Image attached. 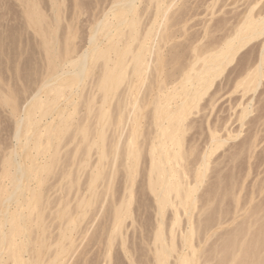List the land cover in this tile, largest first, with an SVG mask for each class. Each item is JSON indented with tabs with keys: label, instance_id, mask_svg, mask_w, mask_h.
Masks as SVG:
<instances>
[{
	"label": "bare ground",
	"instance_id": "bare-ground-1",
	"mask_svg": "<svg viewBox=\"0 0 264 264\" xmlns=\"http://www.w3.org/2000/svg\"><path fill=\"white\" fill-rule=\"evenodd\" d=\"M21 1L26 6L25 15L28 25L36 28L42 36L41 47L45 53L46 73L36 91L33 90L26 102L24 101L23 106L17 105L12 95L7 94L1 98L2 104L9 106L11 112L18 115V117H16L17 120L15 119V128L12 134L14 146L11 147L10 153L0 161L3 166L2 173H0V264H6L7 261H10L9 264H62V257L69 249V246H66L65 243L62 241L54 242V245L50 243L47 247L49 249L48 258L45 260L39 257L42 249L38 248L36 244L34 249L41 250L40 253L38 254L36 251L37 254L32 253L29 258H25V253H29L31 249L25 243L24 238L32 233L33 240L36 241L35 236L37 234H33L35 232L31 231L33 224L38 225L42 232L48 226L45 221L46 218L42 216L40 210L45 209L52 202H49V198L40 196L41 190L37 192L35 183L39 184L41 188L46 181L47 174L54 170L57 163H62L61 158L54 159V156L61 149L62 135L67 131V128L72 126L71 130L73 131H71L70 139H75L78 134L80 141L77 139L75 149L69 152L75 160V150L79 148L76 161L79 170L80 168L90 169L86 181L89 198L86 200L87 195L85 196V193L80 197L78 196L75 207H88L98 199L100 193L97 191L99 187L97 182H104V185L105 182L110 183L115 174L111 171L105 176L109 166L112 169L113 166L116 167L117 164H120L124 169L125 184L123 190H127L128 194L125 195L124 193L119 200H115L110 241H113V236L120 234L123 229L126 215L130 211L133 173H135L140 158L146 157L144 154H147L149 161L148 166L145 164L147 172L144 175L145 177L147 175L146 187L155 197L156 212L160 217L167 207H171L173 210V219H171L172 221L169 220L171 224H165V221L159 220V225L153 234V242L151 243L153 244L151 249L154 262L149 263L170 264L169 259L171 260V257H173L175 259L173 264H208L211 261H215V264H264V223L260 227H256L260 225L257 224L259 214L256 215L253 212V222L244 219L248 226L243 225L245 221L236 222L229 233V230L220 231L221 233H219V230L222 229L219 226L224 225L225 221L223 223L222 220L226 216L223 218L225 213H222L223 215L219 213L221 205L216 202L220 205L217 206L218 212L215 211V213H219V215L216 214L218 215L217 218H210L208 215L210 219L201 224L203 217V219L197 220L200 225H196V222L191 221L190 215L192 212L189 211L191 207H194L191 211L195 209L196 203L200 199H198L199 196L196 193L199 190V185L204 183L210 162H213L210 157L214 152H217L218 147L223 148L222 145L228 140L218 134L222 124H218L219 127L221 126L219 128L217 122L213 126L208 123L210 144L204 152L197 153L199 156L196 159L194 158L196 167H193V169L188 168L182 163L196 149L192 143L190 150L186 149L187 145L185 147L184 134L193 127L191 123L187 122L189 114L192 113L193 109L198 113L208 107L214 110L216 95L222 92L220 90L223 89L222 86H220V89L217 86V89L215 87L216 90L211 93L209 90L215 85L214 82L222 76L242 48L249 42L262 37L261 50L260 52L258 50L259 53L257 52V63H254V65L251 62L253 64L251 65L249 61L243 70L241 68V71L232 78L227 91L229 90L230 93L240 92L241 96L244 97L250 93H255L260 85L261 70L264 65V0H199L200 2L196 0L200 3H198V9L201 10L203 7L201 11L207 16V20L202 25L201 36H199L200 34L190 36L193 40L188 37L191 43H189L188 38L186 39L192 53L188 54V56L191 54L189 58L186 57L187 54L184 55L185 58H188L187 62L181 60L184 65L177 62L179 57L177 56L179 51L177 47L180 44L176 43V46L173 42V45H169L171 52L168 51L170 50L168 44H170L169 41L175 38L176 32L184 28V24L177 28L176 26L187 20L185 16L190 14L194 7L191 8V5H189L190 2L192 4V0H109L108 3V0H104L107 5L105 4L106 6L104 5L101 8L100 17L90 27L87 43L82 50L75 49L74 43L72 44L67 38V36L70 37L69 34L66 35L62 45L56 37L50 34L49 23L38 8L37 0ZM228 5H234L235 8L242 6V8L226 10L225 8ZM52 10L54 12L53 20L57 22L58 4ZM217 12L221 14V19L219 17L217 18L220 19L219 21L216 20L211 23ZM217 33H220V35L217 36ZM164 49L167 53L170 52L168 58H165V55L162 54L165 52ZM180 63L183 65L182 68ZM166 65H170L172 70L167 69V71L164 68ZM176 65L178 66L176 67ZM228 79L225 82L227 84L230 82ZM147 82L148 89L143 88L141 92L142 88H139L138 84L142 87ZM92 84L94 90L90 89ZM87 85H90L89 89L93 93H87L88 89L85 91L84 108L75 105L73 110L68 111L69 107L66 110L68 105L76 104L74 98L81 96ZM95 91L98 92L97 97ZM136 92L140 94L139 98L134 96ZM205 96L206 98L208 96L207 100ZM62 97L65 101H63V105L66 103L65 108L61 107L60 104ZM114 97L116 98L115 103L110 107L108 103ZM204 99L205 104L201 102ZM245 103H247V100ZM147 105H151L150 124L154 129V134L151 137L149 136V139L144 140L148 141V145L146 144L147 141L146 143L142 141L141 144L139 142L137 144L135 137L141 129L139 118L143 116L142 110ZM71 107L73 108L74 105H71ZM241 109L239 118L237 117L240 123L249 113L248 105L241 107ZM81 112H83L82 115ZM75 114L79 116L75 118ZM73 119L76 123L72 124ZM85 123H87L86 126ZM129 124L131 127H129ZM126 125L130 128H127L128 132L125 130ZM241 125H244V123ZM225 126L227 125L223 124V127ZM226 128L225 130H228L229 127ZM226 134H228L226 137L229 138L237 135V133L236 135L231 134L229 130L228 133L226 131ZM247 139L246 141H248ZM82 142L83 145L80 147ZM77 144H79V147H77ZM142 144H145L144 148L148 149L147 153H145V150V152H142L144 149ZM19 147L22 148L21 151ZM250 147H252L251 140H249V143L242 145L236 155L243 153L244 150L251 151L252 148ZM110 154L112 160L108 161L109 164H107L106 161ZM93 155H96V158L91 161ZM231 157L234 160L235 155H231ZM118 159H121L120 163L117 162ZM188 162L190 161L188 160ZM231 170L233 173V169ZM66 173L68 172L66 171L64 174ZM8 176L9 181L6 179L8 183L5 184L7 181L4 183L3 180ZM239 176H236V178ZM145 177L144 179H146ZM188 178H190V181ZM219 181L221 182V180ZM235 182L238 183V181ZM220 192L222 191L220 190ZM227 193L229 194V192ZM215 194L217 199L218 195ZM230 195H228L229 198ZM223 197L225 196L223 195ZM213 198L211 200L207 199L209 205L210 203L214 205L213 201L216 199L213 200ZM232 206L234 205L232 204ZM239 206L238 208H240ZM258 206L261 208L260 205ZM203 207L201 205L199 208L203 209V213L206 214L211 211L208 210L209 207L206 209L208 211L204 210ZM212 207L210 206L211 209ZM256 208H258L257 205ZM180 209L189 217L186 223L187 227L179 231L180 237L178 240L180 242H178L175 228L180 225L182 220L178 217ZM73 211L74 209L66 203L63 209L55 212V216H58L62 221L59 235L61 239H69L74 230ZM201 212L200 214H202ZM164 220L167 219L164 218ZM163 223L170 226L169 229L167 228L168 232L166 226H164V230ZM228 224L230 225V223ZM216 225L218 226V233L213 231L217 234L215 236L214 233H211V229ZM179 228L177 227V229ZM46 239H41L42 246H44ZM208 239L213 242L210 240L211 243H208V246L205 247L207 241H209ZM195 240H197V244ZM110 241L108 240V242ZM52 245L54 248H51Z\"/></svg>",
	"mask_w": 264,
	"mask_h": 264
},
{
	"label": "rangeland",
	"instance_id": "rangeland-1",
	"mask_svg": "<svg viewBox=\"0 0 264 264\" xmlns=\"http://www.w3.org/2000/svg\"><path fill=\"white\" fill-rule=\"evenodd\" d=\"M106 1L104 0L103 1L102 0H37V3H38V8L42 12V15L45 16L46 21L49 23L48 26H49L50 34L56 37L59 40L61 45L64 42L66 35L69 34L70 37L67 36V38L70 40L72 44L73 43L75 44V45L73 44V46H75V49L78 48V50H82L87 43V38L89 35L90 27L93 26L96 23V19L98 20V18L100 17L101 8H103L104 5L105 4L107 5V3L109 2V0L107 1V3ZM198 1L196 2V0H192V4L191 2L190 4L188 3L189 5H191V8L193 6L194 7L192 8L190 14L185 16V19L187 20L184 23H181L176 26L177 28L180 25L184 24V28L177 31L175 34L176 35L175 38H173L172 41H169L170 44H168V46L169 45L171 46V44L173 45L174 43L176 46L177 44L178 45L180 44L179 45L180 47L179 46L177 47V49L179 50V51L177 50L178 51L177 56H179L177 58L179 61L177 60V62H181L183 65H184L183 62H187L188 58L191 55L190 54L188 56V54L190 52L192 53V50H190L191 47L188 46V44L191 43V40H193L191 38L194 35L195 36L199 34H200L199 36L202 35L201 34L202 25L207 20V16H205L204 13H202L201 11L203 7L202 8L200 7L201 10L198 9L199 8L198 3L200 2ZM56 3L58 4V13H57L58 21L57 22L53 20L54 12L52 10L53 7L57 5ZM195 4H197L196 5L197 9L195 7ZM25 7H26L25 4L21 0H0V155L2 154L0 156L1 158L0 161L4 158V156L10 153V150H12L13 148L12 146H14V139L12 138V134L14 131L13 129L15 128L14 122L17 120L16 117H18V115L16 114L14 115L11 112L10 110L11 108L9 106L2 104L1 98L6 96L7 94L12 95L15 98L17 105L23 106L26 100L30 97V94L33 93V90L36 91L42 78L45 76V73H46L45 53H44L43 48L41 47L42 36L40 33L37 32L36 28L28 25L27 20H26V15H25ZM235 7L236 6L234 5H228L225 9L226 10H238L242 8V6H239L238 8H235ZM193 13H197V14H193ZM220 16L221 14L217 12L216 15L214 16V20L211 23L215 22L216 20L219 21L221 19ZM219 17L220 19L218 20L217 18ZM231 22H234V21H231ZM219 35L220 33H217V36ZM188 37H190L191 40ZM187 38H188V41L190 40L189 43L188 41H186ZM262 41L263 40L261 37L259 39L249 42L244 48H242L238 52L234 61L227 67V69L224 71L222 76L218 78L217 81L214 82L215 85H213L212 89L209 90L211 93L217 89V86H219L218 89H220V86L223 87V89L220 90L222 92L219 91L220 93L216 95L215 103H214L215 105L214 110L213 108L208 107L206 110L200 111L198 113L196 111H193L195 110L193 109L192 110L193 114L192 113L189 114L188 116L189 119L187 120V122L191 123L193 127L187 130V132L184 134V138L186 139L184 140L185 147L187 145L186 149L190 150V146H192L191 145L192 143L196 149L194 153L191 152V154L187 156V160H186L187 162L184 161L185 162L184 163L182 161L185 167L192 168V169L193 167H196L197 165L195 164L196 163L195 159L199 156L198 154L200 152H204L207 149L206 147L210 144L209 143L210 133L208 130L209 124L213 126V125H216V122H217V127H219L218 126L219 123L222 124L221 125L222 127L220 126L221 129L219 130L220 133L218 134L219 136L221 135L222 138L225 137L228 139L226 141L227 143L225 142L226 144L224 143L223 144L224 146L222 145L223 148L218 147L216 149L217 152H214L212 156L210 157V160L213 162H210L208 172L206 173V177L204 178V181H203L204 183L199 185V188H198L199 190L196 193V195L199 196L198 199L199 198L200 199L197 202L198 204L196 203L195 209L191 211V209L194 208V207L193 208L191 207L189 211V212H192V214L189 213L192 215V216L190 215L191 221L196 222L195 223L196 225L199 224L198 221L200 219H203V217L204 219L201 220L202 221L201 224H203L205 220L207 219L217 218L219 213L221 214L225 213V215L222 214L223 218L224 216H226L222 221L223 223L224 221L225 223L228 222L230 223V225L228 223L226 224L224 223V225L222 224V226H219L222 228V229L219 228L220 229L219 233L224 232L226 230L227 231L229 230L228 231L229 233L230 230L233 229V227L236 225L234 224L236 222L241 223L245 220L253 222L254 221V216L252 215L254 214L253 212H255L256 215L257 214L260 215V216L259 215L257 216V218H259L258 219L259 221L257 220L258 221L257 224H260V225L256 227H260L264 223L263 221L264 219L263 218L264 217V214H263L264 213V186H263L264 180H262L264 179V65L261 70L262 71L261 83L258 86L255 93L254 92L250 94L248 93L249 94L248 96L245 95L244 97H242L240 92L230 93L229 90L227 91V87H229V83H231L232 78H234L236 74H238V72L241 71L240 70L241 68L243 70L244 66L246 67L249 61L250 63L252 62L253 64L257 63L256 62L257 56H258L257 52L258 50L259 52L261 50ZM166 49H164V51ZM169 49L170 50L168 49L167 50L171 52V47ZM170 52L167 53V51H165L162 54L163 56L165 55V58H168L170 56ZM184 55H186V57L188 58H185ZM177 62L175 61L176 64ZM181 63H180L181 65L180 67L182 68L183 65ZM252 63L251 65H253ZM177 66L178 65H176V67ZM180 67L179 69H181ZM164 68H166V70L167 69L172 70V68H170V65L168 66L166 65V67ZM227 79L230 80L228 84L225 83ZM146 85H148V82L144 84L142 87L141 85L138 84V86H140L139 88H142L141 92L143 91V88L148 89L147 88L148 86ZM93 86L94 85L92 84V88H91L90 85L89 86L87 85L82 95L81 96L79 95L74 98L76 104H70V106L68 105L66 107V110L68 107H69L68 111L73 110L75 108V105H78L77 107L84 108L85 101H86L85 91H87L88 89L89 92L87 91V93L92 94L93 92L91 91L94 90ZM89 87L92 90H90ZM224 87L226 88V90ZM96 94L98 96L97 91H95V96ZM134 96L139 98L140 94H137L136 92ZM115 99H116L115 97L112 98L110 102L108 103L110 107L115 103ZM205 99L207 100L208 96L207 98L205 96ZM205 99L201 101L203 102V104L206 103ZM246 100H247V103H245ZM63 101H64V98L62 97L60 99V104H61V107L63 106L65 108L66 103L64 104L65 105L64 106L63 103L65 101L64 102ZM203 104L201 103V105ZM71 105H74V107L72 108ZM232 105H233V108H232ZM240 105L242 108L248 105V109H249V113L246 115V117L243 119L244 121L242 120L241 123H240V120L237 119V117L239 118L240 111L242 110L241 107H239ZM150 109H151V105L145 106L142 110L143 116L139 118L141 129H140V132H138L135 137L137 144L138 142L139 144H141L142 141L146 143L147 140L146 141L144 140L149 139L154 134V129L152 128V125L150 124L151 122ZM82 113L83 112H81V115ZM74 116L76 118L79 115L77 116V114H75ZM205 120L207 121V123ZM73 123H76L75 119L72 120V124ZM201 123L202 124L204 123V124L202 125ZM242 123H244V125H241ZM223 124L227 125L225 127L227 128L229 127L228 130L231 132V134L233 133V135H236L237 133L236 137H231L233 139L226 137V135L228 136V134H226V131L228 133V130H225V127H223ZM86 125L87 123H85V126ZM126 126L127 127H125L126 128L125 130L128 132L127 128L131 127V125L129 124V127L128 125ZM72 127L67 128V131H65V133L62 135L63 142H61L62 145H60L61 149L59 153H56L57 155L54 156V159L57 157L61 158L62 163L60 162L57 163V166L54 168V170L50 172L49 174H47L46 181L42 185L41 188L39 184L35 183L37 192L41 190L40 196L49 198V202L51 201L52 204L50 205L48 204L49 205V206L47 205L48 207L46 206L45 209L40 210V213L42 214V216L46 218L45 221L47 222V225H48L45 231L42 232L41 229L38 227V225L33 224V227H31V231L35 232L33 234H37L35 236L36 241L33 240L32 233L30 234V236L24 238L25 243L31 249L29 253L28 252L25 253V258H29L32 255V253L37 254L36 253L37 250L34 249V247H36V244H37V247L42 249V251L41 250L37 251L38 254L41 251V253L39 254V257L42 258V260H45L48 258L47 253L49 249L47 247L50 245V243L54 245V242L56 243L58 241H62L63 243L66 244V246H69L67 253L62 257V260H61L62 264H153V263H149L152 261L154 262L153 260L154 255L152 254L153 252L151 249L153 247V244H151L153 242V238H152L153 234L159 225V220L162 219L163 222L165 221L164 222L165 224H168V223L171 224V221H172L171 219H173V210L171 207H167L168 209L166 208L163 215L160 217L156 212L157 207L155 206L156 205L155 197L150 192L149 188L146 187L147 175L146 177L144 175L147 172V166H148V161H149V158L147 157L148 155L143 153L144 155H146L145 157L142 154V156L144 157L143 158L141 157L142 159L140 158V162L137 164L138 165L137 168H135V173H133V177H134L132 179L133 186L131 189L132 192H130L131 193L130 211L126 215L127 218H125L123 229L121 230L120 234L113 236L114 237L113 241H110L111 229L113 227V223H112L113 216L112 215H113V207H114L115 200L116 201L119 200L124 193L125 195L128 194L127 190L125 191L123 190L124 189L123 187L125 184L124 169L120 164H117L116 167L113 166L114 168L112 169H111V166H109L106 170L105 176L111 171H113L111 173L113 174L115 173V174L113 178L111 179V182L110 183L107 182L109 185L105 182V185H108V186H105L103 184L104 182L103 183L97 182L99 183V187L97 188V191H99L100 193L98 196V199L95 200L88 207H83V208L75 207L78 196L80 197L81 195L85 193L84 195L85 196L87 195L86 200L89 198V192L87 190L86 181L88 179L90 169L80 168L79 170L76 164L79 150H80L79 148L75 150L76 152L75 160L74 158H72V154H70L69 152V151L72 152L73 149H75L77 139L80 141V137L78 136V134L75 139L73 140L70 139L71 131H73L71 130ZM246 139L248 141H246ZM249 140H251V145H252V147H250L252 148L251 151L244 150V152L242 151L243 153L241 154L239 153L240 157H238L239 155H236L238 154L237 151L241 149L242 145L249 143ZM243 141H245L244 144H243ZM146 144L148 145V141ZM82 145H83V142L80 143V147ZM142 145H144L142 146L144 148L145 144H142ZM77 147H79V144H77ZM19 148H20L19 150L21 151L22 148L21 147ZM147 151L148 149H145V148L142 150V152H145V153H147ZM248 153L249 154L251 153V154L249 155ZM231 155H235L234 160L236 161V163L233 159H231L232 158ZM92 157L94 159L92 158L93 160L91 159V161H94L96 158V155H93ZM62 159L64 160V162ZM111 160L112 158L110 154L109 157L107 158L106 163L109 164ZM120 160L121 159H118L117 162L120 163ZM188 160L190 162H188ZM65 163L67 164V166ZM145 164H147V166ZM186 164L188 165L186 166ZM0 167H1L0 173H2V170H3L2 164L0 165ZM230 168L233 169V173ZM63 170L65 172L67 171L68 173L64 174L65 172ZM220 171L222 172V174ZM236 176H239V177L236 178ZM144 177L146 179H144ZM190 178L191 180H193L192 177ZM190 178H188V180ZM6 179L9 181V176L3 180L4 183L7 181ZM219 180H221V182ZM8 181L5 184H7ZM235 181H238V183ZM225 182L226 184H224ZM218 185L221 187L220 189ZM106 190H108L107 193L109 192V194L111 193L112 194L109 195L105 193ZM220 190L222 192H220ZM227 192H229V194ZM205 193L206 195H204ZM215 193H217L218 195L217 199L215 198L216 197ZM218 193L219 194L221 193L220 194L221 196ZM230 193H232V195H230ZM222 194L225 197H223ZM210 195L212 196V198L214 196L213 200L216 199L213 201L214 205H212V203H210V205L209 203H207V199H210L211 197ZM228 195H230L231 197L229 198ZM234 196L236 197L234 198ZM201 198L203 199L201 200ZM205 199H206V202H205ZM221 199H224V200H221ZM202 202L205 203L206 206L205 204L203 205ZM216 202H218V204H220L221 206L225 204L226 205L221 207ZM66 203L67 205H69L70 208L74 209L73 217H72L74 220L73 222L74 230L71 233L69 239H61L59 238V235L61 232L62 221H60L58 216H55L56 215L55 212L59 209H63L66 206ZM227 204H230V205H227ZM232 204L235 206V208L234 206H232ZM199 205L200 207L201 205L204 206L203 207L204 210H206L209 207L208 210L209 211L211 210L209 213L211 214V212H213L211 214L212 216L209 213H206L207 215L203 213L202 211L203 209L202 210L199 209L200 208ZM256 205L258 208H256ZM258 205H260L261 208H259ZM210 206H213L214 208L212 207L211 209ZM217 206L218 207L220 206L219 208L221 209V210L219 209L220 210L219 213H217L218 212ZM238 206L240 208H238ZM252 208L254 209V211H252L253 210ZM222 209L224 210L222 211ZM238 209L240 210L238 211ZM215 211L217 212L215 213ZM182 212L180 209V213L178 214V217L180 220L181 219L182 220L180 221V225L176 226L175 228V230H177L175 231V235H176V239L178 242H180L178 240L180 237L179 231L183 230L184 227L185 228L187 227L186 223L189 217L187 216L186 213L184 212L182 213ZM200 212L202 214H200ZM226 212L228 213L226 214ZM200 215H203V216L201 217ZM208 215L210 216V218H208ZM237 217L239 218V220ZM164 218L167 219L168 221L164 220ZM233 218L236 220H234ZM246 221L243 222V225H247ZM164 223H163L164 230H165L164 226H166V229L167 228L169 229L170 226L164 225ZM227 225L229 226L227 227ZM177 227L178 228L180 227V228L177 229ZM217 227H218L217 225L213 227L211 229L212 230L211 233H214V234L215 232L218 233ZM168 229H167V232H168ZM216 235L217 234H215V236ZM215 236L213 237L214 239H215ZM42 238H47L44 243V246H42L41 244ZM213 238L211 239L213 240ZM108 240L111 242V244L110 242H108ZM210 240L207 241L205 247L208 246V243L209 244L211 243L212 240L211 241ZM196 241L197 240H195V243L197 244L198 242ZM34 242L36 243L34 244ZM53 245L51 248H54ZM171 258H172L171 260L169 259V261L171 262L170 264L175 263L174 262L175 259L173 257ZM9 262L10 261H7L6 264H9ZM215 263H216L215 261L214 262L211 261L208 264H215Z\"/></svg>",
	"mask_w": 264,
	"mask_h": 264
}]
</instances>
